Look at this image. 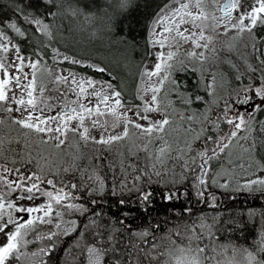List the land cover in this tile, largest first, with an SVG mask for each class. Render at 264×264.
I'll list each match as a JSON object with an SVG mask.
<instances>
[{"label":"snow or ice","instance_id":"obj_1","mask_svg":"<svg viewBox=\"0 0 264 264\" xmlns=\"http://www.w3.org/2000/svg\"><path fill=\"white\" fill-rule=\"evenodd\" d=\"M127 3L128 0H120L119 8L124 10ZM216 11L223 15L217 16ZM13 14L29 28L22 31L17 20H0V112L9 114L11 124L39 134L40 143L51 144L58 151L65 147L75 149L76 154L68 166L44 172L38 161L25 159L21 151L11 147V141L5 149L0 139V264H47L45 258L50 257L56 242L72 233H78L74 245L78 251L75 255L69 252L73 264H264V256L258 255L264 253V229L252 250L229 246L222 242V234L237 224L232 216H195L193 208L186 206L182 212L172 213L174 222L162 220L158 207V203L167 205L179 200L182 193L176 185H182L193 173L197 201L209 203L211 196L209 207L215 209V194L203 187V176H211L209 161L225 152L237 137L247 142L245 152L260 149L257 137H264V121L258 120L257 114H264V52L255 43L251 45L260 68L246 62L247 69L253 74L259 72V76L253 75L249 77L251 83L243 84L242 75H237V87L227 96H217L216 74L203 66L214 59L206 54L215 52L214 36L209 33L218 28L224 33H253L257 25H264V0H168L153 20L158 27L149 32L148 43L158 50L148 53L155 63L142 72L148 85L138 89L139 103L124 101L111 81L99 83L59 67L48 83L66 86L62 91L60 87L49 90L43 79L37 84L38 72L41 77L53 75L51 68L41 67L46 59L57 66L84 63L51 47L57 18L91 19L92 14L82 10L78 0L75 6L68 0H21ZM9 30L22 38L31 30L47 37L48 43L25 55L21 44L31 47L30 42H14ZM185 44H191V48L181 53ZM165 47L169 49L166 53L162 51ZM88 67L100 73L107 71L95 64ZM25 68L31 71L26 72ZM189 72H199L193 89L178 78V74ZM37 91L41 94L39 100ZM46 92L52 94L44 95ZM70 94L75 99H66ZM93 99L96 104H92ZM175 104L182 105L183 111ZM196 105L203 108L192 110ZM14 112L19 116H12ZM176 118L188 122L186 131H195L193 124L201 126L195 136L205 144L196 154L199 164L196 156L185 159L183 150L172 155L174 150L165 135ZM4 122L0 119V124ZM118 128L122 130L116 131ZM130 129L137 130V140L146 142L118 163L109 160L112 146L128 139ZM209 131L220 134L206 135ZM69 133L77 138L75 145H69ZM157 141L163 143L153 154L149 145ZM89 145L101 147L96 154L85 157L79 150ZM141 151L146 154L143 166L139 160ZM132 158L135 162H129ZM172 159L180 162L182 179L165 180L166 190L160 191V181L168 175L166 161ZM105 168L112 175L111 187L101 176ZM197 169L203 175L196 174ZM259 171H264V165ZM217 186L227 189L229 185L217 184L212 177L210 187ZM240 190L264 195V177L245 181L236 189ZM109 198L113 199L116 212L98 211ZM40 199L43 203H35ZM153 211L157 213L155 217L150 215ZM74 214L88 222L81 225L77 220L65 219ZM249 215L255 212L250 211ZM185 216L188 219H182ZM137 220L140 222L134 223ZM37 241L47 243L35 251L27 250L29 244ZM238 256L243 259L238 260Z\"/></svg>","mask_w":264,"mask_h":264},{"label":"trees","instance_id":"obj_2","mask_svg":"<svg viewBox=\"0 0 264 264\" xmlns=\"http://www.w3.org/2000/svg\"><path fill=\"white\" fill-rule=\"evenodd\" d=\"M168 0H128L127 7L124 10L119 8L120 0H78L82 10L91 13L92 17L89 21H85L84 17L77 18H57L53 31V41L51 45L58 48L61 53H66L69 56H75L77 59L86 61L85 65H72L63 63V65L71 67L81 72H86L89 75L101 77L102 79L109 78L113 81L116 87L123 96H131L132 88L136 80V73L138 66L146 55L148 42H147V29L149 19L154 14L155 10L162 6ZM21 0H0V20H17V26L22 31L29 28L26 22L17 18L13 13L17 4ZM26 2V0H25ZM73 6L76 5L77 0H68ZM86 6V9L85 7ZM30 11V10H28ZM255 39L252 42L257 45L261 50L264 41V25H257L253 30ZM9 34L15 37L14 42L20 40H27L30 42L31 47L26 44H21L24 48V54L29 55L32 49L37 48L39 45L48 43L47 37L39 33H33L28 30L26 37L22 38L17 36L14 32L9 30ZM243 47L240 50L241 56L245 58V62H240L239 75H242V81L250 82L249 77L255 75L259 76V72L253 74L248 71L247 63L252 64L257 69L260 68L259 62L255 56L257 53L252 46L249 50ZM233 56L232 52H229ZM233 60L234 57H232ZM48 61V59H46ZM93 62L104 67L107 71L104 73L97 72L95 69L88 67ZM237 62V60H235ZM247 62V63H246ZM238 63V62H237ZM222 67L226 70L229 81L226 84H231L236 81L234 74L237 72L233 67H228L223 61ZM235 71V72H234ZM234 72V73H233ZM233 73V74H232ZM178 78L183 81L190 89L195 88L194 78L192 73L180 74ZM130 98V97H129ZM258 120L264 121V114H257ZM258 126V125H257ZM210 135H214L210 132ZM257 143L261 144L258 151L252 152L253 157L264 165V137H257ZM129 157V153L124 154ZM192 156V155H191ZM85 157H88L86 154ZM125 159V158H124ZM114 160V159H111ZM88 161L86 159L85 164ZM141 164V163H140ZM144 164V163H143ZM141 164V166H143ZM176 168L168 176H165L160 181V191L166 190L163 187L164 181H181L182 169L180 164H176ZM105 179L109 182L108 186L111 187V180L108 179V173L104 174ZM188 180L182 185L177 184L182 195L179 200L173 201L172 204L158 203L159 215L162 218L173 220L176 222V217L172 215L173 212H182L186 206H191L195 216L206 215L212 216L217 213H223L227 218L232 216L237 224L230 232L222 234V242L225 244H232L239 247H249L259 243V234L264 229V195L259 192L246 193L243 190L234 191L235 195H226L223 198L222 208L216 207L210 209L206 207L204 202H198L195 196V188H193V173L188 174ZM153 180L156 177L153 176ZM155 187V185H154ZM175 190V189H173ZM191 195H187V194ZM231 196V197H230ZM107 213H115L116 207L112 198H109L103 207L97 209ZM250 211H254L255 215H249ZM150 215L155 217L157 213L151 212ZM78 218V224H86L88 220L85 217L75 214ZM182 219H188L183 217ZM137 220L134 223H139ZM145 224L148 222L145 221ZM78 239V233H72L69 236H62L57 242L56 247L47 257V264H73V256L69 255L71 251L73 255L78 251L74 248ZM90 239V237H85ZM260 256H264L261 253Z\"/></svg>","mask_w":264,"mask_h":264},{"label":"rangeland","instance_id":"obj_3","mask_svg":"<svg viewBox=\"0 0 264 264\" xmlns=\"http://www.w3.org/2000/svg\"><path fill=\"white\" fill-rule=\"evenodd\" d=\"M223 0H220L222 2ZM167 2H164L160 8H162ZM158 7L152 17L149 19L148 23V29H147V42L149 40V32L151 29L158 27L157 25L153 24V20L156 16V13L160 10ZM209 10L210 9H206ZM217 16L223 15L220 12L216 11L215 13ZM214 36V44L215 52L207 51V55L211 58L214 57V59H209L208 63L205 64L203 67L205 70L210 69L212 72L216 74L217 78V96H227L233 88L237 87L238 82L234 81V83L226 84L229 81V77L226 70L222 67L223 61L226 63L228 67H233L232 65L235 64L236 67H233L235 71H237L233 76L234 79L237 75L240 74L239 72V65L240 62H245V58L241 56L240 50L243 49V47L250 49L252 42L255 39V34L245 32L243 34H238L236 30H229L227 33H224L222 28H218L216 32L209 33ZM264 42V41H263ZM52 48H54L51 45ZM191 44H185L181 48V53H184L188 50H190ZM158 49L151 47L148 43V48L146 55L141 60L137 73H136V80L134 82V87L132 88L131 96H123L122 99L126 102L131 101L133 103H139V101L136 100L138 89L142 90L148 85V80L146 77L142 76V72L144 69L151 68L153 64L155 63L154 57L151 55H148V53H155ZM169 49L165 47L162 49L165 53ZM261 52H264V44L262 45V48L260 50ZM229 52H232L233 56L230 55ZM234 57L235 60L232 59ZM32 59H35V56L31 57ZM41 67H48L52 69L53 75L49 77L50 80L54 79L55 74L57 73V68L59 67L60 70L63 69H69L75 73H77L78 76H83L85 78L91 77L94 81L102 83L106 81H113L109 78L102 79L101 77H96L93 75H87L81 71L71 69V67H68L63 64H60L57 66L51 59L44 60L42 62ZM196 67L199 69L200 65L197 64ZM26 72H30L31 70L28 68H25ZM234 71V72H235ZM233 72V73H234ZM191 73V72H190ZM232 73V74H233ZM180 75V74H178ZM194 78V84L196 86V79L199 75V72L196 74H193ZM47 75H44L41 77V74L38 72V80L37 84L39 85L41 83V79L46 83V87L51 90L50 88H53V85L51 83H48ZM209 76L207 75V72L205 73V79L207 80ZM155 78H153V81ZM243 84H248L250 82H244ZM115 86V84L113 83ZM10 87H14V85H10ZM116 87V86H115ZM56 88V87H54ZM119 89L118 87H116ZM50 92H46L44 95H49ZM37 96V99L39 100L41 98V94L37 91L35 93ZM150 98V94H149ZM66 99H75L74 97H67ZM171 99L175 100V97H172ZM87 103V101H85ZM97 101L95 99L92 100V104H96ZM7 106V105H5ZM222 106V105H221ZM175 107L177 109H180L183 111V107L180 104H175ZM203 108V105H196L193 106L192 110L199 111ZM190 110V111H192ZM48 114H54V113H48ZM12 116H19V113H12ZM0 119H3L5 122L4 124H0V139H3L4 141V147L7 149L9 147V141H11V147L16 148L18 151H21V154L25 157V159H35L39 162V164L43 167L44 172H48L49 169H51L53 172H55L58 168L66 167L68 164L71 163V156L75 153V149H70L68 147H65L63 150H56L52 147L51 144H42L39 142L40 136L36 133H31L27 129H22L17 125H13L9 121V114L8 113H2L0 112ZM195 131H186V129L189 128L188 122L181 121L180 119L176 118L174 123L168 128L165 139H167L168 143L172 146V149L174 150L172 155L175 156V153L177 151L183 150V154L185 156V159H188L191 155L196 156L197 164L200 162V157L196 154L200 151H202L205 148V144L203 140H196L195 136L197 132L200 129L199 124H193L191 125ZM122 129L118 128L116 131H121ZM224 131H228V126H224ZM136 132L135 129H130V137L118 144H114L112 146V151L108 155V159H114L117 161V163L126 158L124 154L126 153H135L137 152L138 146L142 143H145L144 140H137L136 139ZM210 132L215 134H220L216 131H209L205 133L206 135H210ZM93 135H99L98 132H93ZM214 136V135H213ZM19 141V144L16 142ZM69 145H75L77 143V138L73 137L71 133H69L68 136ZM163 141H157L155 143H152L149 145V151L153 154L155 153L156 149L162 145ZM190 146V147H189ZM243 146V147H242ZM99 145H89L87 147L81 146L80 152H82L84 155H93L96 154V149L100 148ZM208 147H211V145H208ZM248 147L247 142L240 140L239 137L233 140L230 147L225 150V152L220 153L217 158H213L209 161L208 168L210 169L211 176H206V184L211 189V192L215 194L216 196V204L218 203L220 195L225 197L226 195H235L234 191L236 189L241 188V186L245 183V181L250 179H255L257 176L264 177V171H259V168L262 163H260L257 159L253 157L252 151L245 152L244 148ZM139 160L140 163L143 164L146 161V154L144 152L139 153ZM86 161V160H85ZM84 161V163H85ZM129 162H135V159L132 158L129 160ZM176 164H180L179 161H176L175 159L166 161V170L168 171V176L173 172V169L176 168ZM12 167V165H9ZM160 166L158 165V168ZM36 170V169H34ZM175 171V170H174ZM108 173L109 177L108 179H112L111 173L107 171L105 168L103 171H101V176L104 177V174ZM63 174V173H61ZM199 174V170L197 169V173ZM195 175V174H193ZM171 176V175H170ZM214 177L217 181V184H222L227 182L228 188L223 189L217 187H210V181L211 178ZM105 178V177H104ZM194 182V179L192 180ZM77 182V181H74ZM196 190V189H195ZM234 190V191H233ZM244 191V190H243ZM248 193V191H245ZM223 197V198H224ZM231 197V196H230ZM225 199V198H224ZM208 201L211 203V196H208ZM35 203H43V199L35 201ZM209 203H207L209 205ZM205 206L206 203H205ZM65 219H74L79 222L78 218L74 215L71 217H65ZM31 238V237H29ZM39 242L37 241L33 244H29L27 250L35 251L39 247ZM231 246L232 244H228ZM43 247V244L42 246ZM252 250L249 247H244ZM264 254V253H263ZM258 255H261L259 253ZM238 260H242L243 258L238 256Z\"/></svg>","mask_w":264,"mask_h":264},{"label":"flooded vegetation","instance_id":"obj_4","mask_svg":"<svg viewBox=\"0 0 264 264\" xmlns=\"http://www.w3.org/2000/svg\"><path fill=\"white\" fill-rule=\"evenodd\" d=\"M264 43V42H263ZM51 178V177H50ZM193 184V183H192ZM205 189H208L209 190V187L205 184L204 186H203ZM223 203V200H219L218 201V203L216 204L217 205V207L218 208H222V206H221V204ZM64 237V236H63ZM47 242L46 241H40L39 242V247H41L42 246V244H43V247L45 246V244H46ZM46 259V258H45ZM13 264H15V262H13Z\"/></svg>","mask_w":264,"mask_h":264}]
</instances>
